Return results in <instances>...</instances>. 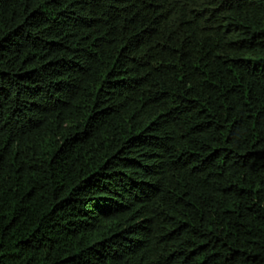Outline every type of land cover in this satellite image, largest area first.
I'll return each instance as SVG.
<instances>
[{"label": "trees", "instance_id": "obj_1", "mask_svg": "<svg viewBox=\"0 0 264 264\" xmlns=\"http://www.w3.org/2000/svg\"><path fill=\"white\" fill-rule=\"evenodd\" d=\"M0 264H264V0H0Z\"/></svg>", "mask_w": 264, "mask_h": 264}]
</instances>
